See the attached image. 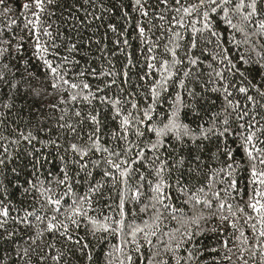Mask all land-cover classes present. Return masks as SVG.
I'll use <instances>...</instances> for the list:
<instances>
[{"label": "trees", "instance_id": "trees-1", "mask_svg": "<svg viewBox=\"0 0 264 264\" xmlns=\"http://www.w3.org/2000/svg\"><path fill=\"white\" fill-rule=\"evenodd\" d=\"M0 264H264V0H0Z\"/></svg>", "mask_w": 264, "mask_h": 264}]
</instances>
